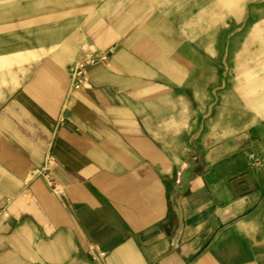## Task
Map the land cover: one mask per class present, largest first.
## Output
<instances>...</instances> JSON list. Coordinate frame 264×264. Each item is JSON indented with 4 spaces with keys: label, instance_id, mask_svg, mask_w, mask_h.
<instances>
[{
    "label": "crops",
    "instance_id": "obj_1",
    "mask_svg": "<svg viewBox=\"0 0 264 264\" xmlns=\"http://www.w3.org/2000/svg\"><path fill=\"white\" fill-rule=\"evenodd\" d=\"M0 264H264V0H0Z\"/></svg>",
    "mask_w": 264,
    "mask_h": 264
},
{
    "label": "built area",
    "instance_id": "obj_2",
    "mask_svg": "<svg viewBox=\"0 0 264 264\" xmlns=\"http://www.w3.org/2000/svg\"><path fill=\"white\" fill-rule=\"evenodd\" d=\"M99 61L110 67V56L107 52L90 49L83 53L82 58L77 62V65L73 71V76L77 82L75 87H79V81L83 77L86 67L96 64ZM57 164V159L52 155H48L42 167L39 169V176L44 180L47 187L53 193L62 195L65 192V187L63 184L57 182L53 176V170Z\"/></svg>",
    "mask_w": 264,
    "mask_h": 264
}]
</instances>
